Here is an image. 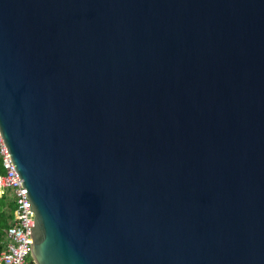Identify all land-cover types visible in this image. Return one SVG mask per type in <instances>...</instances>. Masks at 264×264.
I'll use <instances>...</instances> for the list:
<instances>
[{
	"label": "water",
	"instance_id": "obj_1",
	"mask_svg": "<svg viewBox=\"0 0 264 264\" xmlns=\"http://www.w3.org/2000/svg\"><path fill=\"white\" fill-rule=\"evenodd\" d=\"M0 131L37 264H264V0H0Z\"/></svg>",
	"mask_w": 264,
	"mask_h": 264
},
{
	"label": "built area",
	"instance_id": "obj_2",
	"mask_svg": "<svg viewBox=\"0 0 264 264\" xmlns=\"http://www.w3.org/2000/svg\"><path fill=\"white\" fill-rule=\"evenodd\" d=\"M0 155L6 171L5 176H0V200L9 194L16 204L15 221L8 230L7 246L0 256V264H37L30 249L32 229H35L36 222H32L28 191L16 172L17 167L13 165L1 131Z\"/></svg>",
	"mask_w": 264,
	"mask_h": 264
},
{
	"label": "trees",
	"instance_id": "obj_3",
	"mask_svg": "<svg viewBox=\"0 0 264 264\" xmlns=\"http://www.w3.org/2000/svg\"><path fill=\"white\" fill-rule=\"evenodd\" d=\"M3 159L0 155V176H5ZM16 204L10 195L0 200V256L7 246V233L15 221Z\"/></svg>",
	"mask_w": 264,
	"mask_h": 264
}]
</instances>
